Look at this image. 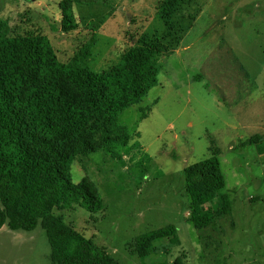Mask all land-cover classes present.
I'll return each instance as SVG.
<instances>
[{
    "label": "rangeland",
    "instance_id": "obj_1",
    "mask_svg": "<svg viewBox=\"0 0 264 264\" xmlns=\"http://www.w3.org/2000/svg\"><path fill=\"white\" fill-rule=\"evenodd\" d=\"M58 1L0 0V40L40 30L60 61L77 56L96 72L142 36L163 46L157 85L119 117L129 142L71 163L72 183L90 179L105 211L56 214L119 264H264V0H179L172 30L161 0H74L79 26L68 32ZM253 135L261 140L243 144ZM209 140L219 149L232 212L201 232L187 220L183 171L210 156ZM169 224L179 247L132 253L136 236ZM49 256L41 226L0 228V264H51Z\"/></svg>",
    "mask_w": 264,
    "mask_h": 264
},
{
    "label": "trees",
    "instance_id": "obj_2",
    "mask_svg": "<svg viewBox=\"0 0 264 264\" xmlns=\"http://www.w3.org/2000/svg\"><path fill=\"white\" fill-rule=\"evenodd\" d=\"M179 6V0H161L158 6L169 30L174 25L169 19ZM73 7L74 0L58 1L63 31L79 26ZM162 46L160 40L142 36L138 45L124 50L118 63L96 72L80 65L77 56L60 61L40 30L0 40V228L6 223L11 230L41 226L49 241L51 264H119L56 210L105 211L90 179L72 183L71 163L101 148L112 150L129 142L130 134L119 117L157 85ZM259 140L261 136L253 135L243 144ZM209 143L210 156L183 171L187 220L201 232L232 212L219 149L212 140ZM180 245L177 228L169 224L136 236L132 253L146 257L170 253Z\"/></svg>",
    "mask_w": 264,
    "mask_h": 264
}]
</instances>
